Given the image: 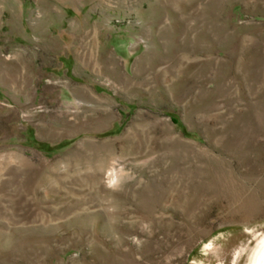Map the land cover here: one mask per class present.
<instances>
[{"label":"rangeland","instance_id":"374dc122","mask_svg":"<svg viewBox=\"0 0 264 264\" xmlns=\"http://www.w3.org/2000/svg\"><path fill=\"white\" fill-rule=\"evenodd\" d=\"M263 236L264 0H0V264H258Z\"/></svg>","mask_w":264,"mask_h":264},{"label":"clouds","instance_id":"9594fccd","mask_svg":"<svg viewBox=\"0 0 264 264\" xmlns=\"http://www.w3.org/2000/svg\"><path fill=\"white\" fill-rule=\"evenodd\" d=\"M121 182H122V180H121L120 174L119 173H115L108 180V187L114 188V189L118 188L120 186Z\"/></svg>","mask_w":264,"mask_h":264},{"label":"bare ground","instance_id":"6f19581e","mask_svg":"<svg viewBox=\"0 0 264 264\" xmlns=\"http://www.w3.org/2000/svg\"><path fill=\"white\" fill-rule=\"evenodd\" d=\"M115 173H118V171L114 167L108 169L107 174L109 179ZM261 242L264 244V236L262 237ZM258 264H264V249L259 253Z\"/></svg>","mask_w":264,"mask_h":264},{"label":"trees","instance_id":"16d2710c","mask_svg":"<svg viewBox=\"0 0 264 264\" xmlns=\"http://www.w3.org/2000/svg\"><path fill=\"white\" fill-rule=\"evenodd\" d=\"M174 120H175V122H177V123L179 122L177 119H174Z\"/></svg>","mask_w":264,"mask_h":264}]
</instances>
